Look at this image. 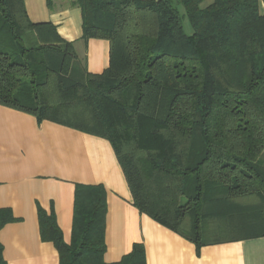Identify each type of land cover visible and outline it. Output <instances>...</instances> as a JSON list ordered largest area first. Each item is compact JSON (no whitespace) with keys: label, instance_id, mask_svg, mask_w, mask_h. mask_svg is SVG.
<instances>
[{"label":"trees","instance_id":"16d2710c","mask_svg":"<svg viewBox=\"0 0 264 264\" xmlns=\"http://www.w3.org/2000/svg\"><path fill=\"white\" fill-rule=\"evenodd\" d=\"M203 2L75 0L82 38L110 43L94 74L54 23L0 0V105L107 138L134 205L198 246L264 236V12ZM107 212L104 186L77 185L72 241L39 207L41 238L60 264H145L141 243L104 260ZM14 220L0 210V229Z\"/></svg>","mask_w":264,"mask_h":264},{"label":"crops","instance_id":"0c3cea01","mask_svg":"<svg viewBox=\"0 0 264 264\" xmlns=\"http://www.w3.org/2000/svg\"><path fill=\"white\" fill-rule=\"evenodd\" d=\"M66 1L24 0L33 22L54 23L74 42L88 72L102 73L110 63V43L82 38L81 9L75 0ZM260 9L264 12L263 0ZM77 185H102L107 191V263L141 243L145 264H264V236L198 246L141 213L107 138L0 105V210L15 218L0 229V264H60L54 244L41 238L38 209L55 216L70 243Z\"/></svg>","mask_w":264,"mask_h":264},{"label":"rangeland","instance_id":"374dc122","mask_svg":"<svg viewBox=\"0 0 264 264\" xmlns=\"http://www.w3.org/2000/svg\"><path fill=\"white\" fill-rule=\"evenodd\" d=\"M70 2H71V0H67L66 1L67 4L70 3ZM174 3H176V0H174ZM207 4L208 3H207V0H206V1H204L202 3V6H206ZM179 9L182 12V14H184V8H183L182 5H179ZM34 23H37V22H34ZM184 27H185V30H186L187 33H192L193 32V29H192V27H191V25L189 23V20H188V18L186 16L184 17ZM24 43H25V45L27 47H34V46H36L39 43V41H38V39H37V37H36V35L34 33H30V34L24 36ZM261 159H262V162H264V154L262 155Z\"/></svg>","mask_w":264,"mask_h":264}]
</instances>
